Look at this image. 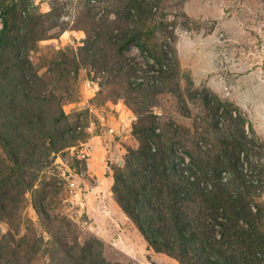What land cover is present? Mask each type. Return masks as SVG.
<instances>
[{"label":"rangeland","instance_id":"obj_1","mask_svg":"<svg viewBox=\"0 0 264 264\" xmlns=\"http://www.w3.org/2000/svg\"><path fill=\"white\" fill-rule=\"evenodd\" d=\"M0 136V264H264V0H0Z\"/></svg>","mask_w":264,"mask_h":264},{"label":"trees","instance_id":"obj_2","mask_svg":"<svg viewBox=\"0 0 264 264\" xmlns=\"http://www.w3.org/2000/svg\"><path fill=\"white\" fill-rule=\"evenodd\" d=\"M6 21V20H5ZM7 22H5L4 25H6ZM97 39L90 41L89 49L93 53L95 51V47L97 42L101 38V33L97 35ZM111 39V38H110ZM111 45H115V43L110 42ZM89 54L87 56H91L93 58L94 54ZM155 59L157 61H161V58L159 55H154ZM159 56V57H158ZM94 59V58H93ZM96 62V60H95ZM134 133L138 134V140L140 143L139 149L136 151H133V156H131L127 161V172L128 176L118 172L114 176V186H113V194L118 196V192H120L121 184L123 182H129V187H135L134 179L136 180H144L143 182H155L156 187L155 189L159 187V191L163 192L165 189L167 190V193L169 192V196L173 199H176V191L171 185L172 182H170V174L167 172L169 169L168 162L171 158L172 153V142H169L167 145H161L159 142L160 136L156 133L155 125L153 122H150L147 119H141L140 122L134 127ZM153 145L155 147L153 151ZM0 146L3 147V150L6 152L7 156L13 160V153L11 151V148L9 146V143L6 139H4L2 136H0ZM39 161L30 160L27 163L22 164L21 168L25 169L27 167L31 168H40L41 166L38 163ZM124 176H127L128 179ZM159 184V185H158ZM165 188V189H164ZM132 194V192H130ZM123 209L128 213L130 212L127 205H124L123 202L119 201ZM129 214V213H128ZM130 216L132 213L130 212ZM175 224L172 229L176 230V233H173V238L170 236V241L172 245H177L176 247H181L183 250H187V247L185 245L191 244L194 242L192 238L188 235L183 233L187 229L192 226L191 221L187 219V216H184V218L178 217L174 220ZM149 234V233H148ZM150 234H153L150 232ZM168 246V245H167ZM172 248L170 245L168 246V249ZM211 264V263H210Z\"/></svg>","mask_w":264,"mask_h":264},{"label":"built area","instance_id":"obj_3","mask_svg":"<svg viewBox=\"0 0 264 264\" xmlns=\"http://www.w3.org/2000/svg\"><path fill=\"white\" fill-rule=\"evenodd\" d=\"M86 84H88V85H89V84H90V81H87V82H86ZM69 184L73 186V184H72V183H69Z\"/></svg>","mask_w":264,"mask_h":264}]
</instances>
